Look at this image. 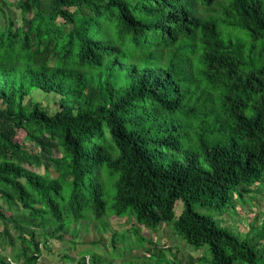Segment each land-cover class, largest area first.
<instances>
[{"label": "trees", "instance_id": "16d2710c", "mask_svg": "<svg viewBox=\"0 0 264 264\" xmlns=\"http://www.w3.org/2000/svg\"><path fill=\"white\" fill-rule=\"evenodd\" d=\"M260 188L264 0H0V264L51 238L118 264L112 216L207 245L205 264H264L261 211L243 233L210 213Z\"/></svg>", "mask_w": 264, "mask_h": 264}, {"label": "rangeland", "instance_id": "374dc122", "mask_svg": "<svg viewBox=\"0 0 264 264\" xmlns=\"http://www.w3.org/2000/svg\"><path fill=\"white\" fill-rule=\"evenodd\" d=\"M34 94V98L41 101L43 104L51 107H55L56 100L58 99L54 93L46 94L41 90H37ZM253 199L247 198L246 202H237L235 203V207L232 206V210H227L225 207L224 212L211 211L210 213L214 215L218 221L221 222V219L224 218L223 221L233 228L238 227L239 233H243L244 231H248L250 227L249 218H257L256 221L259 223L260 219L263 217L260 214L264 215V188H260L258 193L255 195ZM234 209V211H233ZM180 207H177L176 213L179 214ZM260 214H258V212ZM233 212V214H232ZM238 213V215H236ZM257 214L254 217L253 215ZM218 214L220 217H217ZM221 214V215H220ZM235 214V215H234ZM234 215V217H232ZM232 218L236 220L237 223L232 222ZM254 222L255 219H253ZM132 218L126 219L125 217H111V223L114 229L117 230V240L121 249L118 247V251L120 250V254L114 251V254H118V257L114 259L118 264H205V261L209 259V249L207 245L201 246L198 250L191 245H187L185 241L182 239L180 235H175L168 225H161L157 228V230L145 229L140 225H137L138 233L145 232L143 235L137 236L135 240L134 232L129 227L132 226ZM253 222V223H254ZM261 222V221H260ZM2 225L0 223V231L2 229ZM262 228V224H258L255 227L256 232H260ZM123 230L127 233V240L129 239L130 243H124L121 240V235ZM148 232V234H147ZM15 230L12 226L9 227V238L13 236ZM12 238V237H11ZM93 238V235H87L85 237L87 242H90ZM151 238V240H150ZM8 238L5 237L3 233L0 232V242H3ZM49 248L44 249L42 252V256L39 259V264H79L77 261V255H72L70 257L61 258L57 253L63 251L64 245H69V241L64 239L57 241L56 239H50ZM99 246L107 248L108 246H104V244L109 245V239L105 240V242H98ZM103 245V246H102ZM101 247H97L93 249L96 253H102ZM19 249V246L16 244V250ZM55 251V252H51ZM50 250V251H49ZM28 254V253H27ZM200 255V261H197L193 256ZM104 256V255H103ZM102 256V257H103ZM88 256L86 255L81 264L88 263ZM105 260L111 259L112 257H103ZM105 264V263H104Z\"/></svg>", "mask_w": 264, "mask_h": 264}, {"label": "clouds", "instance_id": "9594fccd", "mask_svg": "<svg viewBox=\"0 0 264 264\" xmlns=\"http://www.w3.org/2000/svg\"><path fill=\"white\" fill-rule=\"evenodd\" d=\"M119 249H120V247H119ZM43 250H44V249L41 247V252H40V255H38V259H37L38 262H39L40 257L42 256V252H43ZM85 256H86V255H85ZM85 256H84V257H85ZM87 256H88L87 258L89 259V255H87ZM88 263H89V262H88ZM88 263H87V264H88Z\"/></svg>", "mask_w": 264, "mask_h": 264}]
</instances>
